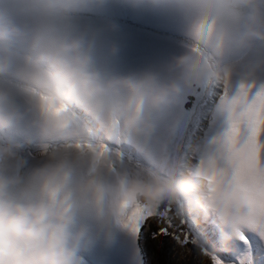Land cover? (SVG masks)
I'll return each mask as SVG.
<instances>
[{
	"label": "clouds",
	"instance_id": "1",
	"mask_svg": "<svg viewBox=\"0 0 264 264\" xmlns=\"http://www.w3.org/2000/svg\"><path fill=\"white\" fill-rule=\"evenodd\" d=\"M104 2L0 0V264H87L136 206L213 224L210 258L264 238V0H130L182 11L185 42L128 73L96 56L118 26L77 22ZM194 93L213 131L193 164L160 127ZM129 140L146 162L104 151Z\"/></svg>",
	"mask_w": 264,
	"mask_h": 264
},
{
	"label": "rangeland",
	"instance_id": "2",
	"mask_svg": "<svg viewBox=\"0 0 264 264\" xmlns=\"http://www.w3.org/2000/svg\"><path fill=\"white\" fill-rule=\"evenodd\" d=\"M77 22L94 27H102L113 22L118 26V32L114 34L104 32L96 43L98 62L115 72L122 66L124 69L127 67L126 69L130 72L158 66L171 55L182 51L185 42V16L182 11L175 8L155 7L146 3L133 5L130 0H105L102 5L79 16ZM113 40L118 43L119 51L115 56H108V43ZM221 92L222 89L218 88L217 93ZM195 102L194 95L182 97L174 110H183L186 114ZM211 128L210 118L207 113H204L192 146L187 149L181 148L180 154L185 160L193 164L197 162L196 149L206 140ZM126 150L133 160L145 162L134 146H128ZM185 223L192 235V241L195 240L199 246L200 238L191 226L192 221L188 220ZM201 224L212 230L210 223ZM98 243L92 242L86 246L83 255L87 264H135V250L129 244L126 235H114L106 243L108 252L114 250L116 252L115 257L107 262L104 260L106 256L102 253L104 249H101ZM102 243L101 241L100 244ZM221 255L230 257L231 254Z\"/></svg>",
	"mask_w": 264,
	"mask_h": 264
},
{
	"label": "snow or ice",
	"instance_id": "3",
	"mask_svg": "<svg viewBox=\"0 0 264 264\" xmlns=\"http://www.w3.org/2000/svg\"><path fill=\"white\" fill-rule=\"evenodd\" d=\"M192 95L196 96V102L192 105L191 110L186 114L183 110H173L162 118L160 127L161 133L172 145L179 144L181 148L185 149L192 146L193 138L200 129L201 116L204 114L203 105L206 102V98L201 94L194 93ZM212 131L213 129L211 128L210 131H208V136ZM250 131L253 135L256 134L258 129L255 124H253ZM128 146H134L135 150L145 161L144 153L149 150L148 147L133 140H129V142L121 145H113L111 148H105L104 151L115 152L121 159L125 156L132 159L126 150ZM254 199L253 196V200ZM154 216H167V210L161 212L160 209L152 210L143 206H136L131 212H128L122 220L123 227L127 233L128 242L135 250V264H147L144 259V251L139 241L144 236L142 228H145L147 220ZM210 225L215 234V226L211 223ZM191 226L195 227V221H192ZM158 234H168V229L161 228L159 233H152L153 238L155 239ZM173 238L177 241L180 240V237L175 236V234H173ZM193 243H196V241L194 240ZM224 253H230L231 255L230 257L222 255L219 257L212 256L211 260L213 264H264V238L255 232H249L246 236L241 237L239 241L234 242L231 251Z\"/></svg>",
	"mask_w": 264,
	"mask_h": 264
},
{
	"label": "trees",
	"instance_id": "4",
	"mask_svg": "<svg viewBox=\"0 0 264 264\" xmlns=\"http://www.w3.org/2000/svg\"><path fill=\"white\" fill-rule=\"evenodd\" d=\"M164 210H167V216L151 217L142 228L144 236L139 243L147 264H213L200 246L193 243L187 224L175 209L161 206L160 211ZM161 228H167L168 234H158L154 239L152 233H159ZM173 234L180 240L174 239Z\"/></svg>",
	"mask_w": 264,
	"mask_h": 264
},
{
	"label": "bare ground",
	"instance_id": "5",
	"mask_svg": "<svg viewBox=\"0 0 264 264\" xmlns=\"http://www.w3.org/2000/svg\"><path fill=\"white\" fill-rule=\"evenodd\" d=\"M134 38V37H133ZM104 39V38H103ZM124 44V43H123ZM101 55V54H100ZM100 57V56H99ZM98 57V58H99ZM127 63V62H126ZM125 66V65H124ZM127 68V67H126ZM124 69V67L122 66V67H120L119 68V70L117 71V72H119V73H128V72H130L129 70H127V69ZM194 230H195V232H196V234H197V236L201 239V238H207V239H210V240H214L215 239V234L213 233V231L210 229V228H208V227H206L205 225H203V224H201V223H198V222H195V227H194ZM103 242V241H102ZM93 243H95V241L93 242ZM99 245V247L101 248V249H104V250H102V253H103V255H105L106 257L104 258V260L107 262V260H110V258H112V257H115V254H116V252H115V250L114 251H110V252H108V250H107V245H106V243H102V244H100V242L98 243ZM105 244V245H104ZM102 245H104V246H102ZM88 246V245H87ZM93 247V246H92ZM94 250V249H93ZM91 251V250H90ZM95 251V250H94ZM93 252V251H92ZM94 253V252H93Z\"/></svg>",
	"mask_w": 264,
	"mask_h": 264
}]
</instances>
